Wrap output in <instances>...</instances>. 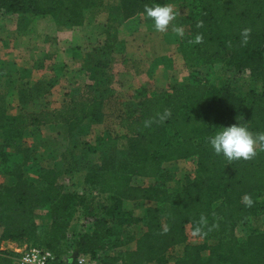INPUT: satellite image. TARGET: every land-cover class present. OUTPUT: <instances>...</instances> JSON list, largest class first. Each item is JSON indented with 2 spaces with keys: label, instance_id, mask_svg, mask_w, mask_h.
Listing matches in <instances>:
<instances>
[{
  "label": "trees",
  "instance_id": "16d2710c",
  "mask_svg": "<svg viewBox=\"0 0 264 264\" xmlns=\"http://www.w3.org/2000/svg\"><path fill=\"white\" fill-rule=\"evenodd\" d=\"M103 1L0 0V11L50 16L56 25L71 28L104 11L100 8ZM170 1L117 0L115 9L108 8V20L121 23L143 16L145 23L152 24L144 15V6ZM182 1H189L188 11L179 18L185 32L175 43L184 58L185 48L191 47L200 64L228 56L232 65L223 70L224 83L216 87L200 71L193 70L183 83H170L164 90L139 92L127 99L107 86L99 90L90 83L65 93L58 107L40 110L23 108L30 99L44 95L51 83L35 82L29 89H21L18 115L10 118L0 105L4 136L0 173L15 178L11 186L0 185V242L17 247L30 244L47 248L58 257L67 255L65 239L74 194L65 192L58 183L59 171L41 166L21 148L16 153L6 148L26 128L51 125L65 128L68 137L90 121L104 119L122 132L125 159L122 162L117 154L109 155L87 167L81 195L93 196L89 205L95 220L88 232L76 234L68 254L71 258L82 253H107L127 243L130 238L115 231L114 221L105 215L112 205L130 201L146 204L141 218L133 220L140 221L144 231L136 239L134 250L105 254L104 264H169L173 248L180 244L182 255L173 264H264V228L249 226L264 216V150L258 145L250 159L229 161L208 143L215 131L234 123L246 125L253 134L264 132V93L240 96L227 75L231 70L238 75L248 70L247 77L256 74L264 84V0ZM109 46L93 48L86 53V61L106 71ZM102 53H107L104 60L99 58ZM104 80L106 83V76ZM105 134H109L107 126ZM116 157L121 160L118 164ZM178 161L194 163V176H186L180 187L169 190L160 180L164 165ZM31 175L36 176V182ZM135 178L151 182L136 185ZM246 194L253 201L251 205L244 201ZM45 210L48 213L41 227L36 221ZM238 225L248 227L244 240L235 235ZM188 226L193 232L200 227L201 242H187ZM14 256L11 249L0 246V264H14Z\"/></svg>",
  "mask_w": 264,
  "mask_h": 264
},
{
  "label": "crops",
  "instance_id": "0c3cea01",
  "mask_svg": "<svg viewBox=\"0 0 264 264\" xmlns=\"http://www.w3.org/2000/svg\"><path fill=\"white\" fill-rule=\"evenodd\" d=\"M112 3V5H111ZM117 0H104L100 8L108 12V8L115 9ZM175 10V9H174ZM176 11V10H175ZM177 17L185 15V9L177 10ZM95 17L85 20L83 25L77 27H65L56 25L54 22L47 21L44 16H36L33 14H18L0 11V99L7 101L5 108H8V100L12 99L15 102L14 108L21 107L18 103L19 91L21 89H29L35 82H41L44 85L51 83V86L56 83V79H64L67 77L65 65H75L85 58L86 53L97 47V41H92L93 45H88V49L82 50L77 47L82 42V31L85 28H90L91 23L95 21ZM108 19L105 17V21ZM131 20L121 21L118 28L114 30L111 35L107 30L105 32V43L110 45L108 48L109 63L106 69V83L107 87L116 94L136 96V83H146L149 88L155 90L158 81L166 82L161 91L168 87L172 79L176 80L180 63H184V56L180 52L177 43H171L164 39L160 32L151 28H127L125 25ZM169 31L168 29H166ZM97 43H93V42ZM91 42V40H90ZM100 45V44H98ZM92 46V47H91ZM56 50V54H53ZM166 53L172 57L173 62L176 63L174 70L169 72L170 79H167L168 72L162 71L161 65L158 64L160 55ZM63 56L64 71L59 68V71L54 69L53 64L58 63ZM52 64V65H51ZM79 65V64H78ZM75 67H73L74 69ZM77 80L85 78L89 83L90 76L83 66L77 68ZM188 75V74H187ZM74 77V76H73ZM166 79V80H165ZM185 82V81H184ZM80 83V82H79ZM154 86H153V85ZM135 88V89H133ZM51 87L45 88L44 96L51 93ZM135 91V93H134ZM33 102V98L26 104ZM24 106V105H23ZM57 107L54 102L48 104L46 108ZM61 132V128L51 125L40 126L38 128H26L23 135L16 139V142L10 144L6 148L9 153H16L19 148L25 150L31 159L39 162L41 166L52 168L58 171V166L48 161V158L41 157L43 149L48 150L49 146L55 144L57 135ZM4 141V136L0 130V145ZM53 148V147H51ZM54 149V148H53ZM56 149V148H55ZM49 151V150H48ZM55 153V152H54ZM83 180V179H82ZM15 183V178L5 173H0V185L11 186ZM58 183L61 185L59 179ZM67 192L64 187H62ZM130 203L132 216L137 219L141 218L144 207L141 206L143 202L122 201V204ZM141 203V204H140ZM140 204V205H139ZM145 204V203H144ZM146 205V204H145ZM115 231H121L124 236L130 238L127 243L119 247L110 249L104 252L106 255L115 256L124 251H131L135 249L136 239L143 233L144 228L140 221L134 223H127L118 225ZM2 235V228L0 227V239ZM1 248H13L14 244L10 242H0ZM183 244L177 245L173 248L172 263L176 258L182 255ZM64 263L71 264L73 258L70 255L64 256Z\"/></svg>",
  "mask_w": 264,
  "mask_h": 264
},
{
  "label": "rangeland",
  "instance_id": "374dc122",
  "mask_svg": "<svg viewBox=\"0 0 264 264\" xmlns=\"http://www.w3.org/2000/svg\"><path fill=\"white\" fill-rule=\"evenodd\" d=\"M168 3L172 4L176 11L182 9H185V13L188 11L187 9L189 7V1L171 0ZM108 16H110V14H108L107 11H99L96 14L95 21L90 24L91 27L85 28L81 32L83 38L81 40L82 42H78L81 43L77 47L78 49H88V45H93L92 41L94 40L98 42H93L97 43V47L109 46L105 43V32L108 30L112 35L114 33V30L118 28L120 22L115 19H106L105 21V17L108 18ZM44 18L49 22H53L50 16H44ZM179 18L180 17L176 16V18L172 22H170L169 26L167 27L169 31H159L160 35L171 43L180 41V35L173 31V25L181 27L183 29V33L185 32L183 22H180ZM125 26L129 29L153 28L152 24H147L144 22L143 16H139L133 19ZM182 46H184L183 43ZM185 52L187 53V56L183 60L184 63H180L182 65L179 66V69L177 71V78L176 80L172 79V81L183 83L184 81L188 80L189 73L193 70H196L200 71L201 74L216 87H219L224 83L225 75L223 70L232 65V63L229 62L228 56L223 55L210 64H200L197 60V56L194 50H192L191 47L185 48ZM53 54H56V50H53ZM99 58L100 60L106 59L107 53L100 54ZM63 60L64 58L63 56H61L60 60H58V63L51 65L53 66V70L56 69L58 71L59 68L62 69L61 71H64V68L67 67V69H65L67 77L64 79H56V83L51 86V88L53 89H51L50 94H48L47 96L39 95L34 97L33 102L27 106H24L23 110H40L46 108V106L52 102H55L58 107L62 104L65 93L71 92V90L73 91L74 89L82 87L85 84H90L85 78L77 80V76L75 75V73L79 72L77 68L80 66H83L85 69H87V71L91 73L94 82L91 84L94 87L101 90L105 86H107V83H105L104 80L105 76L109 74L107 73V71H101L99 69L93 68L85 58H82V60L79 61V63H76L74 66H69L66 64L65 67V63L63 62ZM158 64L161 65V70L163 72H168L172 69L174 70V66L176 65V63L173 62L172 57H170L166 53L160 55ZM73 67L75 68L73 69ZM85 74L87 76L88 73ZM169 75L170 74L168 72L167 79H170ZM162 80L163 82H161V80L158 81L159 83L155 87V90H160L165 86L166 82H164V78ZM230 84L232 86V89L240 96L248 95L250 92L256 94L264 93V84L259 80V76L256 74H253L251 78L242 74L236 75L232 77V79H230ZM134 87H137L138 92H143L146 94L154 92V90H152V88H149L148 84L146 85V83L142 84L138 82L134 84ZM112 92L114 93L113 90ZM125 95L126 97L123 95V98L127 99L129 93H125ZM132 97L135 98L137 96L132 95ZM8 102L9 105L8 108H6V114L10 118H12L18 115L20 110L18 108H14L15 102L12 101V99H9ZM6 104V100L0 99V105ZM106 126L109 129V134L107 137L105 134ZM57 135L61 136V139L56 138L55 144L49 146V151L43 149L41 157L43 156L45 158H48V161L50 160V164H52L51 162H53L58 166V171L60 172L59 181L61 183V186L64 187L67 192H72V194H74L75 199L73 200L70 207V221L72 222L71 230H73L74 232H80L83 230V221L85 220V218L94 214L89 205L92 202L93 196L86 193L81 195V184L86 169L91 164L100 163L102 158H107V156L109 155L117 154L123 162L125 159L126 140L122 132L118 130L113 123H107V121L104 119L92 120L87 123L85 128L74 131L68 137L66 136L65 128H63L61 132L59 131ZM51 147H53L54 149ZM256 147L258 148V145ZM121 160H118L117 157L115 158L117 164ZM194 171L195 164L188 161L167 163L164 165V175L160 180L164 182L165 186L169 190H175L184 183L186 176L193 177ZM30 178L36 182L35 175H31ZM150 182L151 181L147 179L143 180L140 178H135L133 180V184L136 185H146ZM81 200H83V202H81ZM141 206L145 207V204L143 203ZM47 213L48 212L46 210L41 211L40 217L37 218L36 222L37 224H40L41 227H44V221L42 220H44V216L47 215ZM132 213H135V211L132 210L130 203H117L109 208V212L105 216L112 218V220L114 221V226L115 228H117L119 227L118 225L121 226L127 223H134L133 220H135L136 217L132 216ZM250 225L256 226L261 229L264 228V216H261V218L255 223L250 222L249 226ZM247 228L248 227L246 225H238L235 228V235L239 240L245 239ZM192 242L196 241L192 240ZM172 261V258H170L169 264H171Z\"/></svg>",
  "mask_w": 264,
  "mask_h": 264
},
{
  "label": "clouds",
  "instance_id": "9594fccd",
  "mask_svg": "<svg viewBox=\"0 0 264 264\" xmlns=\"http://www.w3.org/2000/svg\"><path fill=\"white\" fill-rule=\"evenodd\" d=\"M144 15L151 20L152 27L155 30L165 31L170 22L176 18L177 12L174 11V7L170 3L153 4L151 6L146 4ZM173 31L180 36L184 34L183 29L175 25H173ZM248 31L249 29H244L245 33ZM200 39V36L196 37L197 41ZM165 115H168L167 110ZM208 143L216 154L222 155L229 161L240 158L250 159L256 154L257 145H259L260 150H264V132L253 134L246 125L234 123L215 131L213 135L208 137ZM244 201L247 205L253 203L251 197L247 194L244 196ZM203 222V218H201V223ZM200 232V227L194 229V234Z\"/></svg>",
  "mask_w": 264,
  "mask_h": 264
},
{
  "label": "built area",
  "instance_id": "2783aa9c",
  "mask_svg": "<svg viewBox=\"0 0 264 264\" xmlns=\"http://www.w3.org/2000/svg\"><path fill=\"white\" fill-rule=\"evenodd\" d=\"M227 75L231 78L238 74L235 73L234 70L228 71ZM244 76L249 75V71L246 70L243 73ZM93 195H97L96 192H93ZM95 220V216H89L85 218L83 221L84 227L83 232H88L90 227L93 225ZM72 222H70V227L66 234L65 239V250L67 254L72 253L73 249V241L78 232H74L71 230ZM187 233V242L190 244H197L202 241V235L199 233H195L191 231L189 226L186 229ZM196 241V242H192ZM198 240V241H197ZM14 253V264H61L64 263V256L58 257L52 251L47 248L34 246L30 244L23 245L21 247H17L14 245L13 248H10ZM104 252L96 253L95 255L82 253L78 254L73 258V262L71 264H104ZM120 264V263H116Z\"/></svg>",
  "mask_w": 264,
  "mask_h": 264
}]
</instances>
